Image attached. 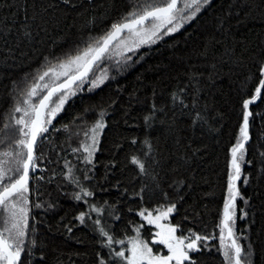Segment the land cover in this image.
I'll return each mask as SVG.
<instances>
[{"label":"trees","instance_id":"obj_1","mask_svg":"<svg viewBox=\"0 0 264 264\" xmlns=\"http://www.w3.org/2000/svg\"><path fill=\"white\" fill-rule=\"evenodd\" d=\"M144 2L0 0V153L18 151L16 128L4 124L22 115L14 108L23 106L21 89L32 76L77 54ZM262 65L264 0H212L179 31L135 53L115 42L89 75H106L104 84L73 97L38 139L26 240L36 246L31 255L22 253L21 264H126L115 253L129 255L132 240L166 256L167 247L155 242L156 224L139 213L156 216L172 205L164 224L178 225L177 235L218 236L242 102L253 94ZM251 110L242 164L248 182L238 181L248 205L237 200L236 228L252 249V264H264V101ZM101 111L105 127L87 163V153L73 149L88 142L85 132ZM82 187L92 195L83 197ZM6 218L0 210V231ZM101 228L113 237L111 246ZM206 243L190 253L197 264H225L218 239Z\"/></svg>","mask_w":264,"mask_h":264},{"label":"snow or ice","instance_id":"obj_2","mask_svg":"<svg viewBox=\"0 0 264 264\" xmlns=\"http://www.w3.org/2000/svg\"><path fill=\"white\" fill-rule=\"evenodd\" d=\"M64 2L69 3L70 0H64ZM211 2L212 0H145L139 10L129 11L126 16L113 23L110 30L103 36L57 65H49L42 71H38L32 76L31 82L21 89L23 106L18 102L14 112L22 113V115L18 118L12 117L14 125L4 124L5 130L10 127L16 128L19 139H16L14 143L18 151L5 150L0 153V156L9 158L0 160V210L7 213V218L3 221L5 226L0 231V264H21L22 253L32 254V249L36 246L35 241L26 243L29 236L28 194L31 192L30 180L33 179L30 172H35L38 168L36 164L38 157L35 154L38 139L49 131L53 120L64 110L65 105L72 101L73 97L83 92L94 93L104 84L108 78L106 75L89 78V73L105 57V54L110 52L113 42H116V47L135 53L142 45L156 43L164 36L179 31L184 24L194 20ZM124 33H127V39L124 38ZM130 59L131 57H126V60ZM260 76L261 79L254 88L253 94L242 102V123L236 143L230 149L227 197L223 204L222 219L217 225L218 236H202L191 230L187 236L183 231L177 235L178 225L161 224L160 221L166 220L174 211L175 205L167 207L166 210H157L158 214L154 218L151 213L145 215L142 211L139 215L149 224H156V227L161 230L156 233L157 242L165 245L169 254L153 255L152 249L146 244L132 240L129 241L132 245L128 249L130 254L126 256L125 251L120 250L115 253L116 257L125 260L126 264H172L173 261L175 264H186V262L197 264L190 253H199L208 248L207 241L218 239L219 247L216 250L222 253L225 264H252V249L241 244L242 231L236 228L237 200L248 205V199L239 190L237 182L241 181L242 176L243 183L248 182L247 176L242 173V164L245 162L246 144L251 138L250 118H254L255 115L251 108L258 102L264 101V65L261 66ZM61 77L64 79L61 80ZM99 116L100 119L85 132V136L91 143H82L80 148L73 149L74 152L83 149L87 153L84 158L87 163H91L98 144L97 138L105 127L104 112L101 111ZM3 142L0 140V143ZM132 162L138 165L141 172L146 171L145 164L139 159L134 157ZM69 176H71V170H69ZM72 178L79 183V178ZM82 195L83 197L91 196L92 192L82 187ZM75 198L80 200L82 196L77 193ZM35 207L38 208L41 205L36 204ZM93 211L99 212V209L93 208ZM239 211L241 213L239 219H245L247 212L243 208ZM79 219L84 220L83 213ZM96 223L99 224L100 220ZM100 232L107 237L108 245L111 246L113 237L109 236L103 228ZM115 243L124 244V241L118 240ZM40 259H43V256Z\"/></svg>","mask_w":264,"mask_h":264},{"label":"rangeland","instance_id":"obj_3","mask_svg":"<svg viewBox=\"0 0 264 264\" xmlns=\"http://www.w3.org/2000/svg\"><path fill=\"white\" fill-rule=\"evenodd\" d=\"M98 137H99V136H98ZM97 139H98V138H97ZM87 143H91L90 139L88 140ZM170 215H171V214H169V216H170ZM152 217L154 218L155 216H152ZM168 218H169V217H168ZM168 218H167V219H168ZM167 219H166V220H167ZM166 220H161L160 223H161V224H164V222H165ZM156 228H157V227H156ZM159 231H161V230L158 228V231H157V232H159ZM157 241H158V238L155 239V242H157Z\"/></svg>","mask_w":264,"mask_h":264},{"label":"water","instance_id":"obj_4","mask_svg":"<svg viewBox=\"0 0 264 264\" xmlns=\"http://www.w3.org/2000/svg\"><path fill=\"white\" fill-rule=\"evenodd\" d=\"M124 34H125V33H124ZM124 34H123V35H124ZM114 43H115V41L113 42V44H114ZM112 46H113V45H112ZM112 46H110V48H111ZM95 66H96V65H95ZM95 66L93 67V69L95 68ZM89 75H90V73H89ZM257 104H259V102H258ZM257 104H256V105H257ZM249 141H250V140H249ZM249 141H248V143H249ZM248 143H247V144H248ZM247 144H246V145H247ZM37 145H38V142H37ZM36 148H37V146H36ZM35 152H36V151H35ZM31 173H32V172H30V175H31ZM237 184H238V182H237Z\"/></svg>","mask_w":264,"mask_h":264}]
</instances>
